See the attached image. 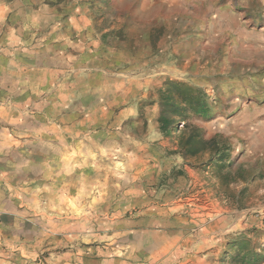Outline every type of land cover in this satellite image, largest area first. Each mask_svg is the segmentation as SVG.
I'll return each instance as SVG.
<instances>
[{"label":"rangeland","instance_id":"obj_1","mask_svg":"<svg viewBox=\"0 0 264 264\" xmlns=\"http://www.w3.org/2000/svg\"><path fill=\"white\" fill-rule=\"evenodd\" d=\"M21 3L28 83L0 154L23 186L0 264L264 255V0Z\"/></svg>","mask_w":264,"mask_h":264},{"label":"crops","instance_id":"obj_2","mask_svg":"<svg viewBox=\"0 0 264 264\" xmlns=\"http://www.w3.org/2000/svg\"><path fill=\"white\" fill-rule=\"evenodd\" d=\"M30 10H34L32 6H28L27 3L22 4L21 0H0V97L5 93L7 99L3 102L0 101V123L12 120L9 112L13 106L22 107V103H14L10 96L14 89H20L19 87L26 86L28 83V69H14L17 67L14 65V61L28 59V38H26V32L23 30V24L20 23V20L21 15ZM22 70L24 71V79ZM18 75L20 79L15 80L13 77ZM7 94H9L8 97ZM8 154V152L0 154V197H3V202L0 201V239L7 229L6 219H9L10 226L11 216H13L12 188L23 186V183H14L12 179L13 165L8 162L10 159L7 160ZM0 245L2 246L1 242ZM1 257L2 255H0V262H5Z\"/></svg>","mask_w":264,"mask_h":264},{"label":"trees","instance_id":"obj_3","mask_svg":"<svg viewBox=\"0 0 264 264\" xmlns=\"http://www.w3.org/2000/svg\"><path fill=\"white\" fill-rule=\"evenodd\" d=\"M169 85H172V84H169ZM176 88V90L180 91V90H189V92H194V89L192 88H189V87H186L184 86L183 84H178V85H175L174 86ZM190 92V96L192 95V93ZM177 104L180 105V103H183L185 102V100H191V97L189 99H183L182 98V93L181 94H178L177 96ZM203 103L205 104V108L206 109H209L210 107L208 106L207 102L204 100ZM195 138V136H192L190 137L189 141L193 140ZM204 143V147L206 146V148L210 149V150H216L217 152L220 151V147L218 145V142L216 141V139H212L211 141H202ZM188 149V152H191L193 153L192 149H190V147H187ZM243 258H244V262L246 264L250 263L251 261L252 262H255L257 263L260 259L264 258V255L263 254H260L258 252H256V248L253 249V250H249L246 254L243 255Z\"/></svg>","mask_w":264,"mask_h":264},{"label":"built area","instance_id":"obj_4","mask_svg":"<svg viewBox=\"0 0 264 264\" xmlns=\"http://www.w3.org/2000/svg\"><path fill=\"white\" fill-rule=\"evenodd\" d=\"M264 218V217H263Z\"/></svg>","mask_w":264,"mask_h":264}]
</instances>
